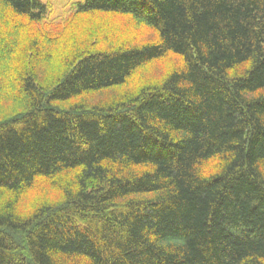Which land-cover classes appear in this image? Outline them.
Instances as JSON below:
<instances>
[{
  "label": "trees",
  "instance_id": "16d2710c",
  "mask_svg": "<svg viewBox=\"0 0 264 264\" xmlns=\"http://www.w3.org/2000/svg\"><path fill=\"white\" fill-rule=\"evenodd\" d=\"M47 8L0 0V264H264V0ZM94 13L144 33L66 37Z\"/></svg>",
  "mask_w": 264,
  "mask_h": 264
},
{
  "label": "rangeland",
  "instance_id": "374dc122",
  "mask_svg": "<svg viewBox=\"0 0 264 264\" xmlns=\"http://www.w3.org/2000/svg\"><path fill=\"white\" fill-rule=\"evenodd\" d=\"M42 3L48 6L46 17L51 20H60L65 17L69 12L73 11L76 8L78 3H81L83 0H40ZM79 20L78 27L72 26L71 30L74 32L72 35H67L66 37L69 38L71 36H77L78 38L86 37L90 31L94 28H99L97 33V39L101 43L102 39H107L108 37H113L117 41H122L125 39H133L134 37H139L140 33L143 34L144 32L141 29L136 30L135 26L132 25L131 18L127 16H121L111 13H94L91 15H80L77 17ZM62 28V27H61ZM103 29V30H101ZM101 32L99 33V31ZM50 32L58 33L59 30L56 28H52ZM49 32V33H50ZM143 32V33H142ZM99 33V35H98ZM61 37H65L61 35L58 39V45H61V48L56 49V51H64L65 49L68 50L66 45H70L72 40L66 39L65 41H61ZM101 37V38H100ZM93 39V38H92ZM82 41V40H81ZM98 42V43H99ZM105 46V43H101ZM65 47V48H64ZM174 62L173 58H164L159 59L151 65L149 64L147 68L141 70L140 74L144 73L145 71H149L150 74L157 75L160 73L166 72V70L172 65ZM61 65L59 62H52L50 63V67L48 70V75H53L58 72ZM139 72H137L138 76ZM45 185L43 182H39L36 185V188L27 195L21 205V212L28 211L29 207L39 198L45 197L48 200L53 202L60 201L58 197V192L54 190H47L45 191Z\"/></svg>",
  "mask_w": 264,
  "mask_h": 264
}]
</instances>
